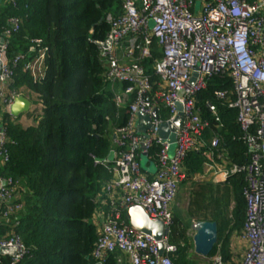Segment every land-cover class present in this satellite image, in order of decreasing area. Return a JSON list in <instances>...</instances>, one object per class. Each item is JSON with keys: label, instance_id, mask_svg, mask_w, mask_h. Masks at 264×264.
<instances>
[{"label": "built area", "instance_id": "2783aa9c", "mask_svg": "<svg viewBox=\"0 0 264 264\" xmlns=\"http://www.w3.org/2000/svg\"><path fill=\"white\" fill-rule=\"evenodd\" d=\"M6 2L16 5L15 0ZM105 20L110 29L104 41L109 40V45L99 46L100 55L109 84H125L113 90V97L117 107L128 105V119L114 128L113 160L102 162L112 173L102 187L111 209L107 214L98 213L99 220L94 217L98 238L91 255L95 263L105 264L109 255H115L120 264V254H125L128 264H174L170 254L176 248L167 242L171 204L184 179L183 162L188 151L203 145L205 171L211 170L221 180L241 172L246 183L245 221L237 235L244 244L241 258L236 260L233 253L224 263L218 254L213 264H264V0H202L199 7L195 0H122L120 13H108ZM20 22L19 17H9L0 32L4 38L0 45L3 115H11L9 106L16 96L23 95L30 102L36 99L26 87H9L13 67L26 58L22 70L34 80L43 78L46 71L48 46L38 39L31 40L25 54L7 59L6 38L17 32ZM154 42L161 55L153 60L152 70H147L141 61L151 58ZM213 75H226L232 82L231 93L219 90L214 96L237 111L248 155L243 165L228 166L224 152L215 154L218 135H212L208 144L202 139L209 122L200 114L196 94ZM205 105L218 120L216 105L209 100ZM153 111L156 117H152ZM137 113L151 117L150 128L144 132L136 128ZM178 113H182L181 123L170 143L158 131L164 122L173 124ZM7 141L0 123V167L8 160ZM171 144L175 147L169 154ZM153 148L156 150L151 153ZM143 156L148 164L153 163V170L141 167ZM23 192L16 179L0 174V249H5L0 252V264L3 260L17 264L27 254L12 221L22 209ZM133 205L142 207L150 220L167 226L163 254L157 240L133 229L128 218L127 222L122 218L121 209L127 211Z\"/></svg>", "mask_w": 264, "mask_h": 264}, {"label": "trees", "instance_id": "16d2710c", "mask_svg": "<svg viewBox=\"0 0 264 264\" xmlns=\"http://www.w3.org/2000/svg\"><path fill=\"white\" fill-rule=\"evenodd\" d=\"M15 1L12 6L0 0V32L9 17L21 19L17 32L6 38L7 59L25 54L33 39L48 46L43 78L34 80L23 71V58L13 67L9 84L14 90L26 87L35 96L41 106L35 124L24 127L3 117L0 122L8 140V160L0 174L13 177L24 189L22 209L12 220L14 232L27 248L17 264H96L91 255L98 238L94 217L111 209L102 187L112 173L102 162L113 147V129L128 119V105H115L97 42H104L110 29L105 16L120 13L122 0ZM151 54L141 61L147 70L161 55L155 42ZM232 89L226 75H213L196 94L200 114L209 122L202 139L208 144L212 135L219 136L215 154L224 152L228 166L248 161L236 109L214 96L216 91ZM206 100L216 105L218 120L208 111ZM205 149L200 145L188 151L183 162L181 182L192 189L185 212H172L167 242L176 248L170 254L174 264H213L210 259L217 252L224 263L229 262L230 236L240 232L245 221L243 173L221 181H193L202 173ZM121 216L127 222L124 208ZM192 220L217 223V242L204 263H199V255H192V238L186 235ZM114 256L109 255L105 264H117Z\"/></svg>", "mask_w": 264, "mask_h": 264}, {"label": "water", "instance_id": "95a60500", "mask_svg": "<svg viewBox=\"0 0 264 264\" xmlns=\"http://www.w3.org/2000/svg\"><path fill=\"white\" fill-rule=\"evenodd\" d=\"M4 43V38L0 36V45ZM99 46L107 47L109 40L104 42H97ZM196 73L190 79V83H193ZM31 102L23 95L16 96L13 102L9 106V112L12 116H18L24 112L29 111ZM152 117H156V112H152ZM182 119V113H178L175 117L173 124L162 123L159 128V135L166 138L168 142L173 143L175 140V132L177 127L180 126ZM151 117L137 113L136 128L140 132H144L150 128ZM109 162L113 160V151L108 152L107 158ZM96 161H100L96 159ZM102 161V160H101ZM128 224L135 230L148 234L158 241L159 252L163 254V242L162 238L166 234L167 226H165L160 220H150L142 207L133 205L128 207L127 211ZM193 231L192 242L193 251L201 256L207 257L213 246L217 242L218 229L217 223L210 220H197L191 224ZM0 252H5L4 248L0 249Z\"/></svg>", "mask_w": 264, "mask_h": 264}, {"label": "rangeland", "instance_id": "374dc122", "mask_svg": "<svg viewBox=\"0 0 264 264\" xmlns=\"http://www.w3.org/2000/svg\"><path fill=\"white\" fill-rule=\"evenodd\" d=\"M201 1L202 0H195V5H196V7H199L200 6V4H201ZM152 25V23H150V26ZM150 70H152V63L150 64ZM20 90H24V89H20ZM35 97V96H34ZM36 100V99H35ZM31 102H32V104H35V102L34 101H32V99H31ZM1 107V106H0ZM37 107L38 106H36V109H33L32 110V113H31V115H27V117H25V120L24 121H27V122H22L21 124L24 126V127H26V125H27V123H29L30 125H33V124H35V120H36V116H38L40 113H41V109L39 110V109H37ZM31 109H29V111H30ZM29 111H27V112H24V113H22V114H25V113H28ZM22 114H20V115H18V116H12V115H3L2 114V112H1V109H0V116H2L4 119H5V121L7 122V121H16V122H19L20 120H21V116H22ZM5 116V117H4ZM32 118V119H31ZM174 147H175V145L174 144H171V146H170V149H169V154H172L173 153V151H174ZM140 164H141V167L143 168V169H145V168H149L150 170H153V168H154V166H153V163L152 162H150L149 164H148V162H147V158L145 157V156H143L142 158H141V160H140ZM212 171L211 170H209V171H205V170H203V172L201 173V174H199V175H195L194 176V178H193V181H195L197 184H200V183H202V182H209L210 180H212V181H214V180H221V177L220 176H216L215 174H213V173H211ZM192 189V186H191V184H182V182H180V184H179V190H178V194L176 195V198H175V200L173 201V203L171 204V210H172V212L173 213H175V214H179V213H183V212H185V210L188 208V205H189V200H188V196H189V191ZM179 209H180V212H179ZM194 219V218H193ZM193 222H195V220L193 221L192 220V223ZM191 223V224H192ZM186 235L188 236V237H191L192 238V235H193V231H192V229H191V225L189 226V228L187 229V231H186ZM234 235V234H233ZM234 236H230V239H229V242H230V244H231V241L230 240H233L234 238H233ZM234 242V241H233ZM191 252H192V255L195 253L194 251H193V248H192V250H191ZM196 254V253H195ZM218 255V252L216 253V254H214L213 256H212V258L210 259V260H213V258L215 257V256H217ZM240 257V254H237L236 255V260L237 259H240L239 258ZM206 260H207V258L205 257H199V263H204V262H206Z\"/></svg>", "mask_w": 264, "mask_h": 264}, {"label": "crops", "instance_id": "0c3cea01", "mask_svg": "<svg viewBox=\"0 0 264 264\" xmlns=\"http://www.w3.org/2000/svg\"><path fill=\"white\" fill-rule=\"evenodd\" d=\"M110 88L112 89V91L113 90H118L119 89V85L117 86L116 84H110ZM120 90V89H119ZM34 102H35V104H32L31 103V107H30V111L28 112V113H25V114H22V116H21V120L19 121V123L21 124L24 120H25V117H27V115H31V113H32V110L33 109H36V106H38L37 107V109H39L40 110V108H41V106H40V104L36 101V100H34ZM32 119V118H31ZM24 122H27V121H24ZM23 124V123H22ZM21 124V125H22ZM30 124L29 123H27V125L26 126H29ZM112 138H114V129H113V133H112ZM217 164V163H216ZM218 165V164H217ZM204 170V169H203ZM203 170H202V172H203ZM212 173V172H211ZM197 175H199V174H197ZM98 216L96 217V219L97 220H99V219H101V214H97ZM239 234V232L238 233H235L234 235H231V236H234L233 238V240H230L231 241V244L229 245L230 246V250H231V253L233 254L234 253V256L236 257V255L237 254H240V257L239 258H241V254H242V252H243V248H244V244L239 240V238H238V235ZM234 241V242H233ZM120 257L122 258V262L123 263H125V264H128V262H127V256L125 255V254H120ZM237 260H239V259H237Z\"/></svg>", "mask_w": 264, "mask_h": 264}]
</instances>
